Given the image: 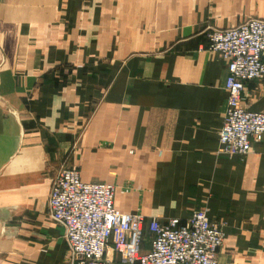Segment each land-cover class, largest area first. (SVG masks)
Returning a JSON list of instances; mask_svg holds the SVG:
<instances>
[{
    "label": "crops",
    "instance_id": "crops-1",
    "mask_svg": "<svg viewBox=\"0 0 264 264\" xmlns=\"http://www.w3.org/2000/svg\"><path fill=\"white\" fill-rule=\"evenodd\" d=\"M254 18L264 0H0V264H70L48 214L61 168L145 222L205 206L224 223L218 264H264V134L217 154L227 72L207 49ZM242 98L264 112V78Z\"/></svg>",
    "mask_w": 264,
    "mask_h": 264
},
{
    "label": "built area",
    "instance_id": "built-area-1",
    "mask_svg": "<svg viewBox=\"0 0 264 264\" xmlns=\"http://www.w3.org/2000/svg\"><path fill=\"white\" fill-rule=\"evenodd\" d=\"M207 40L227 72L217 154L244 157L264 134V112L248 111L242 98L247 82L264 78V18L210 30ZM114 195L112 184L83 182L76 168H61L52 179L48 214L63 228L70 264H218L224 223L210 220L205 206L184 223L153 217L145 222L140 214L116 209ZM145 231L148 251L141 249ZM108 247L117 261L107 258Z\"/></svg>",
    "mask_w": 264,
    "mask_h": 264
}]
</instances>
